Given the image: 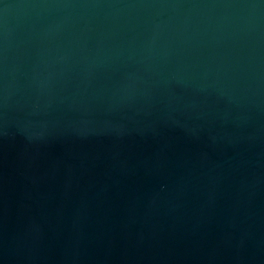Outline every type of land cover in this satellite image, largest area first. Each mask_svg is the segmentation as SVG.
I'll return each mask as SVG.
<instances>
[{"label": "water", "instance_id": "1", "mask_svg": "<svg viewBox=\"0 0 264 264\" xmlns=\"http://www.w3.org/2000/svg\"><path fill=\"white\" fill-rule=\"evenodd\" d=\"M0 264H264V0H0Z\"/></svg>", "mask_w": 264, "mask_h": 264}]
</instances>
